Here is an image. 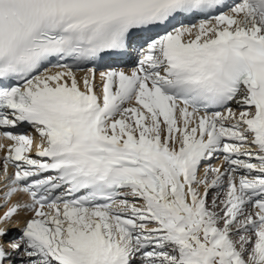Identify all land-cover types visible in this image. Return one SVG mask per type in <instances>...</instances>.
I'll use <instances>...</instances> for the list:
<instances>
[{"label":"snow or ice","instance_id":"1","mask_svg":"<svg viewBox=\"0 0 264 264\" xmlns=\"http://www.w3.org/2000/svg\"><path fill=\"white\" fill-rule=\"evenodd\" d=\"M0 140V264H264V0H0Z\"/></svg>","mask_w":264,"mask_h":264},{"label":"bare ground","instance_id":"2","mask_svg":"<svg viewBox=\"0 0 264 264\" xmlns=\"http://www.w3.org/2000/svg\"><path fill=\"white\" fill-rule=\"evenodd\" d=\"M113 66L120 67V68H124L125 70L130 71L135 66V56H133L132 58H129L128 57L127 60L123 61L120 64H113ZM100 70H103V69H100ZM97 75H98V73H97ZM0 143H5L6 144L7 142L4 141V140H0ZM3 155H4V151L0 150V157H3ZM218 163H219V160H213L212 161L213 166L217 165ZM2 168H3V165L0 164V173H2ZM13 171L14 170L10 167L9 168V172H13ZM14 200H19L20 202H27L28 198H27L26 195L20 194L17 197H15ZM27 218H28L27 215H25L24 213H21L19 217L14 218V222L11 223L10 225H17L19 228H21L23 226V221L26 220ZM15 220H20L21 222L20 223H16ZM18 231H12L10 229L9 236L6 237L5 239H11L14 236H18L19 235L17 233ZM5 247H7V245H5Z\"/></svg>","mask_w":264,"mask_h":264},{"label":"rangeland","instance_id":"3","mask_svg":"<svg viewBox=\"0 0 264 264\" xmlns=\"http://www.w3.org/2000/svg\"><path fill=\"white\" fill-rule=\"evenodd\" d=\"M13 231H18V230H13ZM17 233L19 234V231Z\"/></svg>","mask_w":264,"mask_h":264}]
</instances>
